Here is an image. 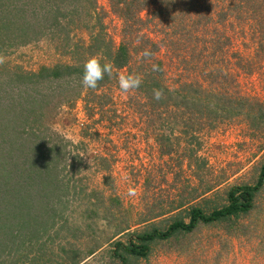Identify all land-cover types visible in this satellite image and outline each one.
<instances>
[{
    "label": "trees",
    "instance_id": "trees-1",
    "mask_svg": "<svg viewBox=\"0 0 264 264\" xmlns=\"http://www.w3.org/2000/svg\"><path fill=\"white\" fill-rule=\"evenodd\" d=\"M106 1L108 9L99 4L100 0H0V54L50 36L60 41L65 52L77 55L74 63L41 66L36 71L0 63V229L8 231L11 225L19 234L26 225L34 231L26 239L28 243L41 239L36 237L37 227L47 225V207L52 210L48 215L51 226L56 225L63 212L55 213L56 202L65 209L81 181L75 180L73 174L77 155L71 157L68 175V143L59 135L53 137L54 132H48L44 124L56 88L68 106L79 98L89 119L97 113L98 122L112 121V107L116 104L111 91L114 84L119 85L121 72L139 77L140 87L127 92L130 99L140 115L153 119L151 125L160 146L168 141L162 128L179 129V136L186 142L187 165L197 171L205 170L207 165L196 154L198 136L203 131L239 119L253 136L264 137V100L241 90L242 82L257 76L256 68L264 65V0ZM107 16L118 22V35L107 33ZM79 26L88 31L87 43L77 38L79 41L70 45L68 38H75L72 32ZM145 50L151 55L144 57ZM89 58L109 64L112 69V74H106L95 89L81 85L82 67ZM153 65L159 70L153 71ZM179 65L178 76L169 81L170 68ZM260 76L264 77L262 72ZM155 90L162 91L160 100L153 98ZM88 127L83 125L84 137L90 134ZM191 142L196 143V148L190 149ZM94 165L107 186L111 167L108 158L98 157ZM218 184L204 182L199 196L181 197L178 202L145 199L140 218L134 223L117 221L115 209L121 206L118 196L109 195L106 205L102 192L90 190L89 201L90 197L101 196L96 200L100 202L91 204L92 213L98 217L101 211L102 219L113 221V236L91 240L87 254L135 225L183 208L186 218L176 214L165 229L134 230L126 244L115 242L113 257L121 264H129L128 256L146 257L151 242L217 224L226 225L222 242L239 237L264 239V214L256 216L253 211L256 193L264 185V164L255 184L228 190L225 205L204 210L193 204L197 198L205 201V195ZM50 202L53 203L49 205ZM27 208H37L38 216L25 221ZM73 262L77 264L78 259Z\"/></svg>",
    "mask_w": 264,
    "mask_h": 264
},
{
    "label": "rangeland",
    "instance_id": "rangeland-1",
    "mask_svg": "<svg viewBox=\"0 0 264 264\" xmlns=\"http://www.w3.org/2000/svg\"><path fill=\"white\" fill-rule=\"evenodd\" d=\"M99 4L108 9L106 0H100ZM112 19L114 18L108 16L104 18L107 33L113 37L118 35V22ZM88 24L91 25L92 22ZM74 30L76 32L73 31L72 34L75 38H68L69 44L73 45L79 40L87 43L88 31L85 27L79 26ZM62 47L59 40L50 36L41 37L37 41L9 50L5 55L0 54V63L18 66L24 71H36L41 66L76 62L77 55L72 56ZM180 70V65L170 68L168 80L174 81ZM256 70L259 76L256 74L257 76L244 80L241 90L247 96L264 100V77L260 76V72L264 76V65H259ZM124 74L123 70L121 76ZM115 85L111 91L116 104L112 107L114 119L101 122L96 120L97 113L93 119L86 116L83 102L79 98L68 106L64 98L58 95L57 88L52 87L55 89V97L49 103L44 124L47 131L54 132L53 137L59 135L68 143L65 150L69 158L65 169L68 175L72 169L69 166L71 157L77 155L74 162L79 166L75 165L73 174L75 180L81 181L77 184L76 193H71L73 198H69L65 209L62 205L59 206V201L56 202L55 213L63 212L61 219L57 217L58 222L54 227L48 218L52 210L46 208L44 217L47 225L37 227L39 233L36 237H41L38 242L26 241L34 233L26 225L20 228L19 234H16L11 225L7 228L8 231L0 229V264H73L76 258L77 264H121L113 257L115 242L126 244L132 238L130 233L134 230L139 232L153 227L163 230L176 214L186 218L183 208L146 224L135 225L131 231L114 236L92 254H87L91 240L113 234V221L102 219L104 214L101 211L98 217L92 213L91 204L100 202L96 200L101 196L90 197L89 201L90 190L102 192L104 202L109 195L118 196L121 206L120 209H115L117 221L134 223L140 218L145 199H153L155 203L178 202L181 197L199 196L204 182L219 183L205 195V201L197 198L193 202L204 210H211L227 203V192L231 187L255 184L264 164V137L258 134L253 136L245 122L239 119L224 121L217 127L200 133V146L196 154L207 165L205 170L197 171L187 165L184 155L186 142L179 136V129L162 128L168 141L160 146L155 138L156 131L151 125L153 119L140 115L130 95L123 92L119 85ZM83 125H89L86 131L90 132V136L84 137L85 133L81 132ZM195 144L191 142L190 149L196 148ZM167 150L170 152L166 153ZM98 157H106L111 163L107 186L103 185L102 175L96 172L94 163ZM129 188L135 189L134 197L127 195ZM107 203L106 201L105 204L108 205ZM111 208L114 211V207ZM42 211L44 210L40 209ZM253 211L256 216L264 214V185L256 193ZM38 214L37 208H27L24 219L27 221ZM39 217L43 219L42 216ZM3 232L6 233L3 235ZM225 237V224L201 227L190 234H178L167 240L151 242L146 257L128 256V263L264 264V239L248 240L239 237L222 242L221 239Z\"/></svg>",
    "mask_w": 264,
    "mask_h": 264
},
{
    "label": "clouds",
    "instance_id": "clouds-1",
    "mask_svg": "<svg viewBox=\"0 0 264 264\" xmlns=\"http://www.w3.org/2000/svg\"><path fill=\"white\" fill-rule=\"evenodd\" d=\"M151 53L148 50H145L143 53L144 57L150 56ZM153 71H158L156 65L152 66ZM111 75L112 69L111 65L109 64H102L98 59L96 58H89L87 59L82 67V73H81V85L88 89H95L98 86V82L103 80L105 75ZM141 79L134 75H127V76H121L119 78L118 84L119 88L123 92H128L133 89H137L141 85ZM162 91L161 90H155L153 93V98L155 100H160L162 98ZM127 195L130 197H134L136 195V191L134 188H129Z\"/></svg>",
    "mask_w": 264,
    "mask_h": 264
}]
</instances>
